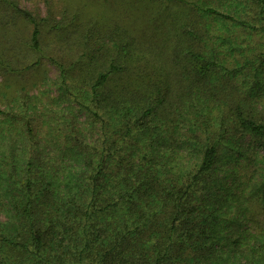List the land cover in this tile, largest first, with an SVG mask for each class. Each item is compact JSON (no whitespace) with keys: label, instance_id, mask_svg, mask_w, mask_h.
Returning <instances> with one entry per match:
<instances>
[{"label":"rangeland","instance_id":"obj_1","mask_svg":"<svg viewBox=\"0 0 264 264\" xmlns=\"http://www.w3.org/2000/svg\"><path fill=\"white\" fill-rule=\"evenodd\" d=\"M12 3L36 17L38 47L31 39L33 23L13 13ZM206 7L221 15L206 13ZM259 8L255 0H0V227L16 218V203L6 176L9 162L18 157V146L22 141L31 142L27 141L28 126L42 160L48 162L46 178L54 172L58 180L50 179L56 183L54 198L60 201L76 194L79 189L74 181L66 185V174L76 169L75 142L89 146L85 154L101 155L106 137L108 148L111 145L107 152L111 166L121 155V164L142 157L141 140L146 135L139 125L127 135V126L156 96L158 88L163 91L168 85V76H172L165 72L168 66L189 77L179 55L191 49L218 63L206 79L208 106L199 110L208 114L204 121L199 112L165 117L157 111L146 116L151 130L170 137L167 161L183 159L185 166L192 168L200 150L196 147L189 152L187 141H198L213 131L221 115L224 124H229L232 97L251 104L252 114L264 109V18ZM240 20L249 25L239 24ZM185 28L196 36L181 37ZM84 35L89 37L87 41ZM109 66L119 70L112 72L108 90L93 92L98 71ZM123 89L134 95L125 93L117 105L111 104L113 94ZM103 96L106 99L100 100ZM196 104L201 106L199 99ZM103 119L105 131L101 130ZM230 137L241 142L234 134ZM244 139V157L235 152L240 147L231 146L229 141L220 149L214 176L221 186L213 188L209 204L220 219L234 216L240 229L254 231L264 225V187L256 186L253 180L245 184L244 180L263 165L264 148L248 137ZM68 237L64 234L57 239L64 245ZM214 245L221 252L225 249L223 240ZM0 254L9 258L1 244ZM228 254L232 256L234 251L228 249ZM64 256L61 262L72 264L71 258ZM14 262L33 261L25 258Z\"/></svg>","mask_w":264,"mask_h":264},{"label":"trees","instance_id":"obj_2","mask_svg":"<svg viewBox=\"0 0 264 264\" xmlns=\"http://www.w3.org/2000/svg\"><path fill=\"white\" fill-rule=\"evenodd\" d=\"M255 1L264 18V0ZM11 5L13 13H19L33 23L31 39L34 47H38L36 17L14 3ZM204 11L221 15L210 7ZM239 24L249 25L245 20H240ZM185 35L194 38L196 33L185 28L181 37ZM74 37H77L75 33ZM84 37L86 41L89 39L87 35ZM179 57L184 59L189 77L178 75L175 66L167 65L165 72L172 75L168 76V85L163 91L158 88L156 96L146 102L144 112L134 114V121L127 126V135L134 125L141 126L146 135V139L141 140L142 157L121 164V155L111 166L107 153L111 145L108 148L106 137L99 152L101 155L92 156L90 152L89 156L84 153L89 146L83 147L80 140L75 142L76 169L66 174V185L74 181L79 189L76 194L62 197L60 201L54 198L56 183L50 179L57 180L55 173L50 179L46 178L48 162L42 160L31 127H27L30 136L27 141L31 142L22 141L18 146V157L9 162L6 176L12 200L16 203V218L14 223L0 227V244L9 255L6 258L0 254V264H19L14 262L15 259L25 258L33 261L30 264H65L61 262L64 255H68L66 259L71 258L72 264H264V225L254 231L248 227L240 229L234 216L222 220L209 204L213 188L221 186L214 172L220 149L227 146L226 141L240 147L235 151L239 157L246 156L243 145L246 137L264 148V109L252 114L251 104L232 97L229 124H224L221 115L213 131H206L198 141H187L189 152L196 147L200 150L199 160L192 168L186 167L183 159L167 161V149L172 145L170 137L163 131L157 135L151 130L146 116H153L157 111L165 117L195 116L208 106L206 79L209 71L218 65L215 60L192 49ZM114 70L118 72L119 68L109 66L98 71L92 84L93 92L98 88L108 90ZM125 93L134 95L123 89L113 94L111 104L117 105ZM103 99L106 97H100ZM198 99L200 107L196 104ZM198 114L204 121L208 113L200 111ZM101 124V130L105 131L106 119ZM233 134L241 142L231 139ZM251 180L256 186L264 187V159L258 172L254 170L244 183ZM242 201L246 198L242 197ZM64 234L71 237L63 245L57 238ZM221 240L225 248L222 252L214 245ZM228 249L234 251L232 256Z\"/></svg>","mask_w":264,"mask_h":264}]
</instances>
